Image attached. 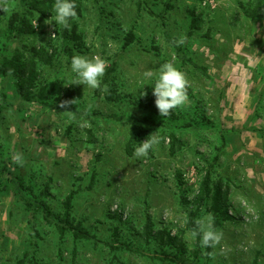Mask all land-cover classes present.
Segmentation results:
<instances>
[{"label": "rangeland", "instance_id": "1", "mask_svg": "<svg viewBox=\"0 0 264 264\" xmlns=\"http://www.w3.org/2000/svg\"><path fill=\"white\" fill-rule=\"evenodd\" d=\"M79 2L82 47L74 55L107 62L95 90L64 85L73 76L71 57L60 49L55 21L9 40L5 20L19 6L0 12V54L57 49L50 63L36 61L46 103L38 89L25 100L13 77L0 76V264H264V7L249 18L241 5L250 0ZM52 5L45 21L55 15ZM182 35L187 40L177 46ZM165 62L186 75L189 100L162 117L152 88ZM72 98L77 106H59ZM151 133L159 144L136 158L134 149ZM170 134L181 142L173 154ZM15 152L23 153V166L12 162ZM207 173L222 183L228 216H219L211 199L196 209ZM70 192L72 222L93 239L61 235L26 202L31 193L60 217ZM208 213L222 233L209 249L189 235L191 220ZM147 217L184 249L146 239Z\"/></svg>", "mask_w": 264, "mask_h": 264}, {"label": "trees", "instance_id": "2", "mask_svg": "<svg viewBox=\"0 0 264 264\" xmlns=\"http://www.w3.org/2000/svg\"><path fill=\"white\" fill-rule=\"evenodd\" d=\"M55 0H0V6H4L9 3H17L19 8L13 9L5 20V38L22 39L25 36L36 34L38 31L35 30L31 22L32 17H36L38 28L40 32L44 29L45 20L47 17V11L49 5L54 4ZM76 5L77 16L80 15V2L79 0H73ZM264 7V0H250L248 4L241 5L243 14L249 18H256L261 15ZM1 12V9H0ZM71 24V30L65 29L58 25L56 27L57 35L60 38V49L64 54L72 57L76 51L81 50V39L77 33V25L75 19L69 21ZM195 20L193 25H195ZM57 49H53L50 54L45 48L32 46L26 47L23 50H13L8 54H0V76L10 75L14 79V85L19 95H21L27 101H33L35 94L33 89L37 90V98L42 102L46 103L48 96L45 94L46 85H37L36 80L38 78L36 71V61L39 60L42 63L48 64L53 57V54ZM205 72V71H204ZM69 93H66L68 95ZM169 116H174L171 112ZM171 139V150L173 154L177 149L180 148L181 142L176 138L174 134H170ZM95 141V138H92ZM127 153L132 154L133 148L130 143L126 146ZM180 183L182 179L179 177ZM31 191V190H30ZM74 193L70 192L64 202V211L60 217H56L52 212L49 205L44 199L33 196L28 193V200L26 201L29 206H33L36 210H39L43 218L46 221L54 222L57 231L63 235L67 230H70L74 238L82 237L87 239H93L94 236L88 232L87 229L83 228L80 223H73L71 218V200ZM211 199L213 203L214 211L219 212V216L227 215L226 210V197L224 195L223 186L220 180L212 182L209 173H207L200 185L199 190L193 201L196 205V209H199L205 201ZM192 229L195 227L194 220H191ZM145 238H161L165 244L170 246H180L184 249L183 243L176 235H171L170 232L154 231L151 219L147 217L145 226ZM199 238V237H197ZM209 249V248H208ZM16 264H25L24 259H20Z\"/></svg>", "mask_w": 264, "mask_h": 264}, {"label": "clouds", "instance_id": "3", "mask_svg": "<svg viewBox=\"0 0 264 264\" xmlns=\"http://www.w3.org/2000/svg\"><path fill=\"white\" fill-rule=\"evenodd\" d=\"M5 13L10 11L6 6H0ZM52 11L55 13L51 20L45 23L51 24L55 21V25H60L65 29L71 30L70 20L77 18L76 5L73 0H55L52 5ZM33 27H38L36 21ZM187 40L186 36H180L174 43L179 46L183 45ZM107 62L99 56L88 58L82 55H73L70 62V71L73 74L65 86L83 85L90 89L101 88V80L105 74ZM145 77L151 78L152 72H145ZM189 82L186 75L174 66L171 62H165L160 65L157 78L155 79L152 95L155 97L154 103L158 110V114L162 117H167L172 110L183 107L187 104L189 97L187 90ZM102 91H107V85H104ZM141 96H146L147 93L141 91ZM80 102L78 98L62 100L59 104L61 108L67 109L70 105L76 106ZM92 105L89 104L84 109L85 114L91 111ZM67 111L72 115V111ZM160 138L153 133L139 143L134 149L133 155L136 158L147 157L149 151L154 145L159 144ZM12 162L16 165L23 166L25 163L23 153L15 152L12 155ZM190 238L195 240L200 238V246L203 248H216L222 239V233L214 227V217L211 213L204 215L195 220V227L189 233ZM214 256V253H209Z\"/></svg>", "mask_w": 264, "mask_h": 264}]
</instances>
